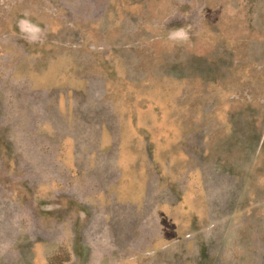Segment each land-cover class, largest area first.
Segmentation results:
<instances>
[{
	"label": "rangeland",
	"instance_id": "obj_1",
	"mask_svg": "<svg viewBox=\"0 0 264 264\" xmlns=\"http://www.w3.org/2000/svg\"><path fill=\"white\" fill-rule=\"evenodd\" d=\"M0 264H264V0H0Z\"/></svg>",
	"mask_w": 264,
	"mask_h": 264
}]
</instances>
